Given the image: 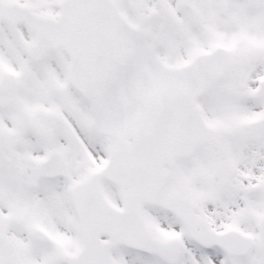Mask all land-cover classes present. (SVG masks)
<instances>
[{"label": "snow or ice", "instance_id": "1", "mask_svg": "<svg viewBox=\"0 0 264 264\" xmlns=\"http://www.w3.org/2000/svg\"><path fill=\"white\" fill-rule=\"evenodd\" d=\"M0 264H264V0H0Z\"/></svg>", "mask_w": 264, "mask_h": 264}]
</instances>
